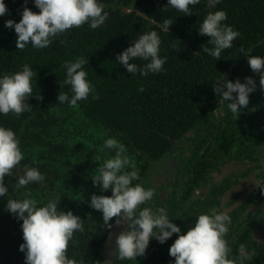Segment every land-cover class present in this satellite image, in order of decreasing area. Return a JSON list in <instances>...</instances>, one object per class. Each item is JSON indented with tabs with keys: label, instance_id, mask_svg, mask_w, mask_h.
<instances>
[{
	"label": "trees",
	"instance_id": "1",
	"mask_svg": "<svg viewBox=\"0 0 264 264\" xmlns=\"http://www.w3.org/2000/svg\"><path fill=\"white\" fill-rule=\"evenodd\" d=\"M102 3L108 16L95 29L85 22L55 35L44 48H35L29 42L18 49L16 33L5 27L4 21L8 18L19 20L25 5L23 0H5L8 11L0 16V74L19 70L24 63L33 70V91L26 101L29 109L19 115L0 114V124L13 129L21 150H26L27 144L41 143L43 133L51 136L60 121L53 116V109L73 107L67 100L56 99L59 91L69 97L73 94L71 86L65 82V61L78 56L88 58L82 67L87 73L86 79L91 82V90L86 98L76 103L85 116L95 125L104 126L130 150L140 145L155 152L165 138L163 134L173 135L185 130L205 112L209 100L216 95L212 84L217 79L223 74L228 79L245 76L250 69L245 53L264 56V0H217L214 6L207 0H199L189 5L192 10L189 14L166 5L167 0H102ZM121 5L141 9L154 18L155 23L135 11L123 12ZM27 6L33 11L39 10L32 0H27ZM216 9L226 13L222 23L230 24L239 33L231 47L223 49L217 59L203 51L204 47L213 45L208 42L207 35L198 33L203 17ZM165 18L172 20L168 32L159 27ZM152 29L160 36L158 54L167 57L162 69L142 75L139 68L146 61L137 57L130 61L137 64V71L128 72L116 61V54L141 33ZM51 140L45 142L48 147L41 155L46 153L49 159L56 160L60 146ZM95 150L104 161L106 158L99 148ZM7 188L8 191L0 196V264H26L16 241L17 232L22 237L21 221L5 207L6 201L13 198V191ZM105 225L99 227L94 241L83 236L76 242L68 240L66 255L77 264L81 261L80 253L91 255L95 260L108 230L105 231Z\"/></svg>",
	"mask_w": 264,
	"mask_h": 264
},
{
	"label": "clouds",
	"instance_id": "2",
	"mask_svg": "<svg viewBox=\"0 0 264 264\" xmlns=\"http://www.w3.org/2000/svg\"><path fill=\"white\" fill-rule=\"evenodd\" d=\"M39 9L33 11L23 0L19 20L5 19L4 26L12 28L16 33L15 46L23 49L29 42L35 48H44L51 43V38L65 30L80 26L87 22L95 29L103 24L108 16L104 11L102 0H32ZM199 0H167L183 14L192 12L189 5H195ZM214 6L217 0H207ZM132 11V9H129ZM8 11L5 0H0V16ZM143 15V12L137 13ZM226 20L223 9L208 11L201 20L198 33L208 36L212 47H204L203 51L212 57L220 58L223 49L231 47L232 41L238 36V31ZM155 23V21H152ZM172 20L165 18L159 27L168 32ZM160 36L155 29L141 33L125 48L116 54V61L130 72L137 71V64L130 62L133 58L146 61L139 71L143 75L148 72H158L162 69L165 56L159 55ZM247 63L253 73L259 74V84L264 92V56L249 55ZM88 58L78 56L75 60L65 61V82L71 86L70 97L65 92H58L56 97L60 102L68 101L75 105L81 98H86L91 90V82L86 79L87 73L82 67ZM33 70L28 63L19 70L0 74V114L12 112L19 115L29 109L26 102L32 94ZM213 92L228 101L227 108L233 113L248 104L249 93L256 88L252 76L228 79L223 77L212 84ZM103 146L114 149V155L105 159L98 168V174L91 176L93 185L99 184L101 194H90L89 205L101 212L102 219L109 228L114 220H126L127 226L115 236V252L120 258L130 259L143 255L151 238L164 243L167 238L176 233L175 239L168 246V254L174 257L169 264H237L228 256L229 248L224 234L228 231L230 217L227 211L220 208H210L196 215L194 222L186 230L170 219L166 209L161 206L155 210L140 205L152 198L153 189L141 183H133L138 178L139 170L131 167L130 158L125 146L115 137L109 136L103 140ZM19 138L12 128L0 124V196L8 191L5 184V174L22 158ZM43 174L36 168L25 165L23 174L16 180V186L28 185L33 181H43ZM110 189L111 193L103 194ZM264 193V184H261ZM59 199H48L38 203L36 199L9 198L6 209L21 221L22 242L18 245L24 253L26 264H77L66 255V248L73 231L81 228L80 216L72 209L58 208ZM117 220V222H119ZM247 251L241 245L237 260L243 264Z\"/></svg>",
	"mask_w": 264,
	"mask_h": 264
},
{
	"label": "flooded vegetation",
	"instance_id": "3",
	"mask_svg": "<svg viewBox=\"0 0 264 264\" xmlns=\"http://www.w3.org/2000/svg\"><path fill=\"white\" fill-rule=\"evenodd\" d=\"M244 75L253 77L256 88L249 93L248 104L239 113L230 111L228 101L216 93L209 100L205 112L192 125L173 135L163 134L165 138L155 152L140 145L130 150L117 136L110 135L104 126L90 121L77 104L72 108L57 106V109L75 111V117H81L76 118L66 133L62 123L69 122L70 112L67 116H56L52 110L53 116L60 119L55 128L58 134L51 140L60 146L56 160L49 159L46 153L44 156L39 154L41 158L39 155L31 156L32 143L27 144L26 150H21L20 160L38 167V170L48 168L53 175L19 187L16 186L17 177L8 180L5 175L6 184L13 191L12 197L23 199L27 196L38 203L59 199L58 208H70L81 218V228L74 230L69 240L76 242L83 236L94 241L99 227L105 223L100 210L89 205L91 193L101 194L99 184L93 185L91 179L98 174L103 163L100 152L95 148H99L106 159L114 155V149L99 143L104 140L101 137L112 136L124 144L130 158V165L125 169L135 167L139 170L133 183L153 189L152 198L140 207L155 210L163 206L181 231L190 227L200 212L210 208L223 209L230 217L228 231L224 234L228 256L239 264L238 250L243 245L248 253L243 264H264V193L260 190L264 184V92L260 88L258 73L249 69ZM42 135V142L35 145L45 151L48 147L45 142L50 140L45 139L46 134ZM58 168L60 174L54 170ZM110 193V189L103 190L105 195ZM104 229L106 235L95 254L96 259L80 253V264L102 263L103 242L110 231L107 224ZM175 236L173 233L164 243L151 238L145 253L136 258H120L115 252L111 264H169L174 257L169 256L168 246ZM21 240L17 232V243L20 244Z\"/></svg>",
	"mask_w": 264,
	"mask_h": 264
},
{
	"label": "rangeland",
	"instance_id": "4",
	"mask_svg": "<svg viewBox=\"0 0 264 264\" xmlns=\"http://www.w3.org/2000/svg\"><path fill=\"white\" fill-rule=\"evenodd\" d=\"M54 110V114L56 115V116H67V114L70 112V115L68 116V118H69V122H64V123H62V126H63V128L62 129H64L65 131L64 132H66L67 133V131H69L70 129H71V127H69L70 125L71 126H73V124H75V121H77V119L76 118H78V117H81L80 115H77L76 117H75V111H69V110H63V109H53ZM54 115V116H55ZM58 133L56 132V129L55 130H52L51 131V136L52 135H57ZM62 134H65V133H62ZM51 136H49V135H46V137H45V139L46 140H51L52 139V137ZM55 138V137H54ZM53 138V139H54ZM74 142V140H68V142ZM75 143H77V142H75ZM30 151H31V153H30V155L31 156H35V155H39V154H42L43 153V151H44V149L41 147V146H39V145H33L32 147H31V149H30ZM42 156H38V158H41ZM41 162H43V160H41ZM25 165H27L25 162H20V163H18V164H16V165H14L13 167H12V169L10 170V172H9V174H5L6 176H7V179L9 180V179H14L15 177H18L19 175H21V174H23V170H24V166ZM27 166H30V167H34L33 165H31V164H29V165H27ZM38 168V167H37ZM55 171H56V173H58V174H60V169L58 168V169H54ZM39 171L43 174V177H44V179H47L49 176H52L53 175V173L51 172V170L50 169H48V168H42V169H39ZM39 182V181H38ZM41 183H39V185H40ZM1 256V255H0Z\"/></svg>",
	"mask_w": 264,
	"mask_h": 264
},
{
	"label": "water",
	"instance_id": "5",
	"mask_svg": "<svg viewBox=\"0 0 264 264\" xmlns=\"http://www.w3.org/2000/svg\"><path fill=\"white\" fill-rule=\"evenodd\" d=\"M137 1V0H135ZM121 10L123 12H131L129 9H132V11H135L136 13L143 12L139 8H135L133 6H128V5H121ZM145 18H151L148 14L144 13ZM152 21H155L154 18H151ZM119 220V217L117 218ZM117 220L113 221L112 227L110 228V231L106 237V239L103 242V247H102V263L101 264H111L114 258L115 254V236L116 234L126 228L127 226V221L126 220Z\"/></svg>",
	"mask_w": 264,
	"mask_h": 264
}]
</instances>
